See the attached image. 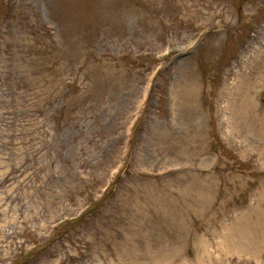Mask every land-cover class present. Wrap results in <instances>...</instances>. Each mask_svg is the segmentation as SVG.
I'll use <instances>...</instances> for the list:
<instances>
[{
  "label": "rangeland",
  "instance_id": "obj_1",
  "mask_svg": "<svg viewBox=\"0 0 264 264\" xmlns=\"http://www.w3.org/2000/svg\"><path fill=\"white\" fill-rule=\"evenodd\" d=\"M180 1L0 0V264H264V0Z\"/></svg>",
  "mask_w": 264,
  "mask_h": 264
},
{
  "label": "bare ground",
  "instance_id": "obj_2",
  "mask_svg": "<svg viewBox=\"0 0 264 264\" xmlns=\"http://www.w3.org/2000/svg\"><path fill=\"white\" fill-rule=\"evenodd\" d=\"M202 4H197L198 2H201L200 0H181L178 2V6L185 8L186 10L189 11L190 14H192L195 17H198L200 19L199 25L202 27H219L222 23L223 20L220 19L221 13L218 11V8L220 6V1H215V0H202ZM216 31V29H215ZM243 58V59H242ZM242 58H240V62L244 61L246 63H253L256 58H257V48L255 47L254 44H250ZM256 89L255 83H253L248 89V95L249 97H244V103H249V99L252 98V95L254 94V90ZM247 100V101H245ZM252 117L253 111L249 115L243 114V118H248Z\"/></svg>",
  "mask_w": 264,
  "mask_h": 264
}]
</instances>
